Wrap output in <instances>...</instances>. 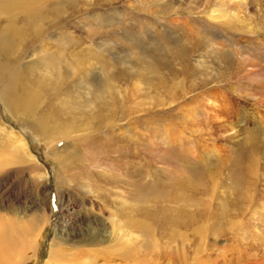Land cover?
<instances>
[{"label":"rangeland","instance_id":"rangeland-1","mask_svg":"<svg viewBox=\"0 0 264 264\" xmlns=\"http://www.w3.org/2000/svg\"><path fill=\"white\" fill-rule=\"evenodd\" d=\"M44 11L17 20L21 67L44 74L34 116L0 79V216L48 221L30 264H49L57 237L52 264H264V0ZM48 113L80 127L44 138Z\"/></svg>","mask_w":264,"mask_h":264},{"label":"bare ground","instance_id":"bare-ground-1","mask_svg":"<svg viewBox=\"0 0 264 264\" xmlns=\"http://www.w3.org/2000/svg\"><path fill=\"white\" fill-rule=\"evenodd\" d=\"M55 2H59V0H0V27L5 30L7 37H4L7 40L5 51L10 52L6 53L7 55L14 56V59L7 56L4 59L3 56H0V79L2 80V78L10 74L11 93L9 92L10 94H7L6 92V100L16 112L28 113L30 116H34L33 113L36 112L45 100L42 96V82H39L43 81L39 77L44 78V74L38 73L35 78L29 79L31 77L29 71L32 70L29 69L30 67H21L22 62L20 61L22 55L27 51V46L30 45V38L23 41L24 43L22 42L19 35H23L25 31H21L17 20L21 19L19 17L20 14H24V17L28 20L31 17H35L36 13L42 11L46 15L44 10H46L48 4ZM42 35V30L40 31V28H38L36 38H40ZM16 38L20 46H15L12 42ZM36 78H39V80L36 81ZM65 114H67L68 118H73L72 112L67 110ZM49 116H52V119L49 120L46 118ZM104 116L105 114H103ZM42 117L39 123L34 122V127L43 137L46 136V138L47 136L54 137L52 135L58 132L64 137H67L68 132L71 129H76L77 126L75 121L69 122L68 120H65V122L62 121L61 124V121L50 113ZM9 135L11 146L21 148V150L24 149L23 151L26 156L30 160H33V156L27 151L23 138L12 131H10ZM30 221L22 225L15 218L0 216V264H30V260L37 256L39 237L44 228V224L48 221L46 219V221L41 222V225H39L38 219L35 220V218H32ZM63 245L64 243L59 242L58 237L53 240L49 254V264H52V260L57 261L58 259H62L64 253Z\"/></svg>","mask_w":264,"mask_h":264}]
</instances>
